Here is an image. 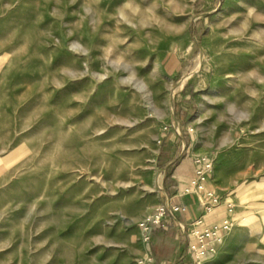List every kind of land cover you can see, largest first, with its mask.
Wrapping results in <instances>:
<instances>
[{
    "label": "rangeland",
    "instance_id": "rangeland-1",
    "mask_svg": "<svg viewBox=\"0 0 264 264\" xmlns=\"http://www.w3.org/2000/svg\"><path fill=\"white\" fill-rule=\"evenodd\" d=\"M199 150L244 193L210 264H264V0H0V264L184 256L141 223Z\"/></svg>",
    "mask_w": 264,
    "mask_h": 264
},
{
    "label": "crops",
    "instance_id": "crops-1",
    "mask_svg": "<svg viewBox=\"0 0 264 264\" xmlns=\"http://www.w3.org/2000/svg\"><path fill=\"white\" fill-rule=\"evenodd\" d=\"M203 152V150H199L197 152L190 151L184 154L182 157H178L176 162L170 161L167 164V166H170L169 170H171V178L174 182L173 185L175 189V193L168 199L174 202L186 203L190 209L188 215L190 219L204 216L209 222L220 226L225 222L234 223L236 221H240L244 217V211L240 209L242 197L238 195L244 194L243 190L241 189L240 191V188H237L239 184H236L235 180L225 175L223 171L214 169L212 172H210L208 179L205 182L206 189L204 192L191 191L186 193V189L190 187V181L195 175L197 159L201 156H210L213 154L212 150H209V152L206 153ZM173 162L175 164H173ZM208 191H212L215 195L222 198L223 200L222 205L215 209L212 213H206L202 206L204 195ZM167 203H169V201ZM176 232L178 239L187 242L186 239L182 238L178 234L177 230ZM231 234L232 233L230 231H222V240L214 242L212 251H209L206 255L205 264H210V262L216 259L218 251L220 248H225V244L229 241ZM177 250L175 249L173 258H168V260H165L160 264H190V260H187L188 249L186 248V253L184 256L178 257V259L177 256H179V251ZM174 260H176V262H174Z\"/></svg>",
    "mask_w": 264,
    "mask_h": 264
},
{
    "label": "built area",
    "instance_id": "built-area-1",
    "mask_svg": "<svg viewBox=\"0 0 264 264\" xmlns=\"http://www.w3.org/2000/svg\"><path fill=\"white\" fill-rule=\"evenodd\" d=\"M216 168V158L213 155L201 156L196 161L195 175L190 181V187L186 193L191 191L204 192L205 182L208 175ZM223 203L222 198L212 191L206 192L202 202L206 213H212ZM231 206V204H230ZM189 206L184 202L170 201L156 209L145 221L141 223L143 236L149 239L152 229L168 230L175 228L178 234L188 242V257L190 264H205V258L212 251L214 242L222 240V231H230L232 223L225 222L217 225L206 220L204 216L195 219L188 217Z\"/></svg>",
    "mask_w": 264,
    "mask_h": 264
},
{
    "label": "bare ground",
    "instance_id": "bare-ground-1",
    "mask_svg": "<svg viewBox=\"0 0 264 264\" xmlns=\"http://www.w3.org/2000/svg\"><path fill=\"white\" fill-rule=\"evenodd\" d=\"M75 48L77 49V48H79V46L78 45H75ZM75 151H72V153H70V156H69V158H70V160H77V157L78 156H75L76 154H79V156L81 155V152L80 153H74Z\"/></svg>",
    "mask_w": 264,
    "mask_h": 264
}]
</instances>
